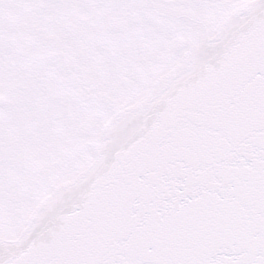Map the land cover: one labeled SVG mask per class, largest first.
Returning <instances> with one entry per match:
<instances>
[{
    "label": "snow or ice",
    "instance_id": "1",
    "mask_svg": "<svg viewBox=\"0 0 264 264\" xmlns=\"http://www.w3.org/2000/svg\"><path fill=\"white\" fill-rule=\"evenodd\" d=\"M0 264H264V0H0Z\"/></svg>",
    "mask_w": 264,
    "mask_h": 264
}]
</instances>
